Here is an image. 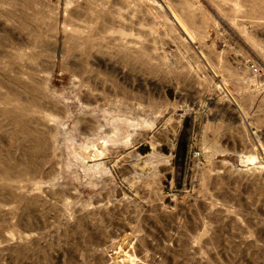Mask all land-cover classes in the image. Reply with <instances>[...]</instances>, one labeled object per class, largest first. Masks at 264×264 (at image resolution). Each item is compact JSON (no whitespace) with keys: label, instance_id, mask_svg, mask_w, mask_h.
Listing matches in <instances>:
<instances>
[{"label":"rangeland","instance_id":"obj_1","mask_svg":"<svg viewBox=\"0 0 264 264\" xmlns=\"http://www.w3.org/2000/svg\"><path fill=\"white\" fill-rule=\"evenodd\" d=\"M0 264H264V0H0Z\"/></svg>","mask_w":264,"mask_h":264}]
</instances>
